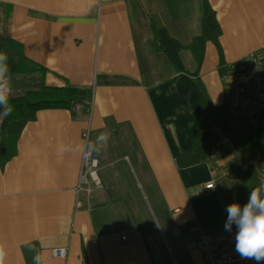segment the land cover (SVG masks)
<instances>
[{
  "label": "crops",
  "instance_id": "1",
  "mask_svg": "<svg viewBox=\"0 0 264 264\" xmlns=\"http://www.w3.org/2000/svg\"><path fill=\"white\" fill-rule=\"evenodd\" d=\"M203 1L0 0L10 37L39 67L11 74L27 79H18L20 93L65 84L90 91L85 107L36 110L13 151L5 157L0 149V264H166L152 215L185 256L182 264H202L199 233L228 250L226 207L237 201L236 176L248 162L221 136L207 161L177 168L175 158L202 134L194 126L197 67L182 48L186 72L178 70L156 48L151 28L157 18L166 34L188 44L200 32ZM205 1L219 33L205 42L197 74L220 106L219 63L264 51V0ZM230 109L239 115L241 104ZM85 152L99 188L80 183ZM209 182L214 187L204 188ZM56 247L66 248L65 257L51 255Z\"/></svg>",
  "mask_w": 264,
  "mask_h": 264
},
{
  "label": "trees",
  "instance_id": "2",
  "mask_svg": "<svg viewBox=\"0 0 264 264\" xmlns=\"http://www.w3.org/2000/svg\"><path fill=\"white\" fill-rule=\"evenodd\" d=\"M8 14L0 17V53L7 56L6 74L26 73L38 70L32 67L25 59L21 45L13 40L9 34ZM153 42L156 48L166 54L171 63L178 70L186 72L179 51L187 49L195 63L196 69L191 73L196 86L199 89L200 117L194 122V126L202 130V134L194 142L192 147L175 158L177 168L205 162L209 159L210 151L217 147L221 136L226 138L229 145L239 156H242L248 164L237 174L239 186L237 189V201L243 205L247 202L252 189L259 187L264 182V94L262 99H257L255 105L241 104V113L235 115L230 109L227 98L222 104L213 105L208 99L206 89L200 81L197 71L203 56V47L207 40L215 41L219 26L213 10L204 0L200 17V32L191 41L182 46L171 38L158 19L151 20ZM261 73L264 75V58L261 60ZM230 68V63L220 62L218 72L220 77ZM245 90L242 89V91ZM90 99V91L85 87L72 85L31 87L21 94L8 97V105L12 112L9 116H0V149H4L7 157L13 151V144L24 124L34 118L35 111L41 108H68L73 105L87 106ZM3 107L0 106V113ZM252 126V128H251ZM3 144V146H1Z\"/></svg>",
  "mask_w": 264,
  "mask_h": 264
},
{
  "label": "built area",
  "instance_id": "3",
  "mask_svg": "<svg viewBox=\"0 0 264 264\" xmlns=\"http://www.w3.org/2000/svg\"><path fill=\"white\" fill-rule=\"evenodd\" d=\"M264 58L263 50L253 51L248 61H236L230 63V68L222 76L224 91L230 105L236 103L255 105L257 99H262L264 94V75L261 73V60ZM242 91V89H244ZM77 105H73L76 108ZM95 160L90 158L85 152L81 161L80 183L87 184V180L95 187L99 188L100 183L95 173ZM264 172V167L262 168ZM212 184L209 182L204 188H210ZM89 190V187H86ZM195 228H192L194 230ZM237 228L233 225L232 230L226 232L225 240L227 251H220L216 242L209 235L199 233L195 239V248L198 252L202 264H257L254 259H244L236 252L235 236ZM122 239L125 236L121 237ZM51 255L63 258L66 255L65 247H56L51 249ZM259 264H264V260Z\"/></svg>",
  "mask_w": 264,
  "mask_h": 264
},
{
  "label": "clouds",
  "instance_id": "4",
  "mask_svg": "<svg viewBox=\"0 0 264 264\" xmlns=\"http://www.w3.org/2000/svg\"><path fill=\"white\" fill-rule=\"evenodd\" d=\"M6 61L7 56L0 53V106L3 107L0 116L3 117L9 116L12 112L8 105L9 85L6 82ZM107 139L106 134L98 138L103 142ZM226 212L225 230L230 232L233 225L237 228L236 252L241 258L254 259L259 264L264 260V182L251 190L246 203L241 205L238 201H234L226 207Z\"/></svg>",
  "mask_w": 264,
  "mask_h": 264
},
{
  "label": "rangeland",
  "instance_id": "5",
  "mask_svg": "<svg viewBox=\"0 0 264 264\" xmlns=\"http://www.w3.org/2000/svg\"><path fill=\"white\" fill-rule=\"evenodd\" d=\"M14 75H16V74H14ZM14 75L13 76L11 75L10 78L8 76V78L6 80H8V82H10L12 84H14L15 82L17 83V85H14V86L9 88V94L15 96V95L21 94L20 92L22 91V89L20 87L21 84L19 83L18 79H23L25 76H23V75L14 76ZM24 81H27V79L24 78V80L22 82L24 83ZM144 202L146 204V207L149 210L151 208V206L148 204L147 197L145 195H144ZM155 219H156L155 215H152V221L154 222L155 228H156L157 232L159 233V238H160L161 243H162V249H163L161 252L162 262H166V264H182V262H181L182 258L184 259L185 256L183 254H179L176 251L177 250L176 246L172 243V241L168 237L166 231L159 225V223ZM177 242H178V240H177Z\"/></svg>",
  "mask_w": 264,
  "mask_h": 264
}]
</instances>
